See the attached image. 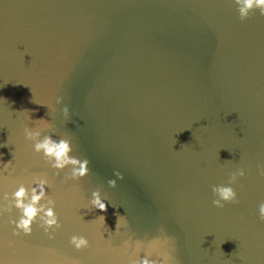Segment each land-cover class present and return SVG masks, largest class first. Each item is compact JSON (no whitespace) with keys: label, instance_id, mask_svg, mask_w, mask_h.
<instances>
[{"label":"water","instance_id":"1","mask_svg":"<svg viewBox=\"0 0 264 264\" xmlns=\"http://www.w3.org/2000/svg\"><path fill=\"white\" fill-rule=\"evenodd\" d=\"M41 118L85 177L65 180L69 168L32 151L23 128ZM9 161L0 197L43 174L60 227L49 238L37 216L25 235L19 209L0 213L5 264H130L153 242L150 258L174 264H264V16L241 21L233 0H0ZM237 168L239 203L214 207L212 186ZM96 189L104 212L89 204Z\"/></svg>","mask_w":264,"mask_h":264},{"label":"clouds","instance_id":"2","mask_svg":"<svg viewBox=\"0 0 264 264\" xmlns=\"http://www.w3.org/2000/svg\"><path fill=\"white\" fill-rule=\"evenodd\" d=\"M233 2L236 5L241 21L249 18L250 14L253 12H258L261 16H264V0H233ZM63 111L67 114V107H65ZM35 121V127L25 126L23 128L24 139L31 142L32 151L39 154L46 165L58 172L65 168H69V171L65 174V180L70 179L76 181L85 177L87 173V162H79L74 157L69 156L71 149L66 139H54L53 136L47 134L41 137V132L49 128L50 123L42 118ZM11 161L4 163L3 167H0V183L9 179V176H5L4 172L9 170ZM69 165H71V167H68ZM25 171H27V169L22 170V172ZM261 174H264V171H262ZM31 175L32 184H34L35 187L31 185L26 187L22 179H14V191L10 193L5 191L3 196L0 197L3 201L8 202V206L0 204V213L10 211L12 207L19 209L21 214L19 218L14 221L15 228L22 231L25 235L31 233V225L34 219L39 216V220L41 221L40 226L44 229L45 233H49V229L60 227L57 215L54 211L55 201L47 195L46 188H49L50 185L45 176L43 174ZM244 175V169L237 168L229 174V179L226 184L213 185L211 188L214 197L212 199V205L216 208H223L225 204H238L239 200L237 198V193L232 187V184L238 177H243ZM108 183L110 186H115L114 180H109ZM42 201L44 202L42 203ZM89 204L99 209L101 212L106 211V204L101 198L99 189L91 192ZM257 211L259 219L264 220V201L259 203ZM96 220L106 226L105 217L103 215L98 216ZM120 223V216L117 215L115 231L120 226ZM49 238H52L50 233ZM68 243L77 251L89 247V240L84 235H71ZM154 245L155 242L149 246V249L146 250L143 256L131 261L130 264H174L172 257L167 253L160 254V260L151 259L150 257ZM137 249H139V244H137ZM0 264H5V262L0 260ZM68 264H79V261L72 259L68 261Z\"/></svg>","mask_w":264,"mask_h":264}]
</instances>
